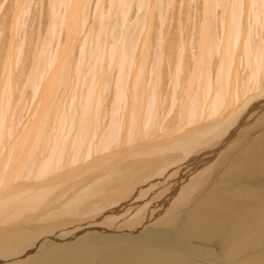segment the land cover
I'll return each mask as SVG.
<instances>
[{"label": "bare ground", "instance_id": "bare-ground-1", "mask_svg": "<svg viewBox=\"0 0 264 264\" xmlns=\"http://www.w3.org/2000/svg\"><path fill=\"white\" fill-rule=\"evenodd\" d=\"M77 1H79V0H58V1H56L58 4L57 5L58 9H59V6H60V8L63 7L64 9L62 8L63 10L61 11V13L59 12L61 9L59 11L55 10L54 12L53 11L51 12L52 13L51 16H54V23L51 25V27L49 29V31L51 32V35L49 38V39H51L50 40L51 44L53 42L52 40H58L57 39L58 34L56 33V30L59 27L58 25L62 26L61 24L63 23L64 28H66V31H67L66 34H69L70 33L69 30H72V29H70L71 27L69 28V26L72 25L70 23L71 21H69V18H70V14H72L77 8H79V7H77V5H78ZM82 1L83 0H81V2ZM100 1L101 0H99V3H100ZM121 1H125V0H121ZM207 1H209V0H206V2ZM19 2H20V0H19ZM153 3L154 2L151 1V4H150L151 6L149 8L150 14L148 13V17L145 18L144 20L147 19V21H148V20L152 19L153 15H152V9L151 8H154ZM210 3H211V5H210ZM212 3H214V2L210 0L209 4L207 6L208 11L205 9V12H208L207 15H211V18H212L211 13H212L213 6L217 5V7H218V5H220L222 10H223V11L221 10L222 14L219 13L220 17H221L220 21H219V18H218V20L216 18H213V19H216L219 23L221 22V24L219 26H221L223 29H226V30L228 29L227 33H224L223 35H221V38H220V41L223 43L222 46H220L221 56L217 57V58L215 57L216 58L215 61H217V69H216L217 71L215 69H213L216 66L212 65L209 61H210V58H212L211 56L213 55V53L215 55L217 54V49H218L219 45H221V42L218 43L219 37H218V35L216 36V34H215V33H217L218 28L216 29V27H214V25H215L214 23H213V25L210 23V17L207 15H206L207 17L205 16L207 18V22L204 21L206 23V32H204V30L199 31L200 39L202 40V37H204V39H206V37H207V42H204L205 44L204 43L202 44L203 41H201V42L199 41L200 43H199V47L197 48V51L194 50V51H196L195 52L196 53L195 58H191V56L189 54H185V53H183V51L179 52L180 49L178 50V48H177L176 52H174L175 47L174 46H173L174 48L171 47V44L173 41L171 42V40H169V39L167 41L168 44L166 46H164V44H162V45L159 44L158 45L159 48H158L156 54L154 53L155 54V63H157L156 64L157 66H154L156 69L153 68V66H152L153 69H151V72H150L151 74H152L154 69H155V73H158V72L161 73V70H163L162 69L164 67V65H162L163 61L160 63L161 58L162 59L164 58V61L166 60L168 62H172L173 66H171L169 68L171 69L173 67L172 69L177 71V72H175L177 74V76L174 73L176 78L173 77L172 80L170 78V82H168L169 85L165 82V84L167 85L165 87H168L169 89L171 88L170 89V95H171V97L173 96V98H174L173 101H176L177 98L182 99L181 96L179 97V94L177 92L178 91L177 86H179L182 89L181 86L184 84H182V81H180V75L184 76V74H185L184 77H185V82H186L187 86L185 85L186 87L184 88V90L183 89L182 90H183V93L185 92L184 94L186 95V97L184 96V98L186 99V101H184L185 103L182 102L183 106L180 104L181 107H184V108L183 109L181 108L182 111H181V109H179V111H181V112L178 114V118L180 120V123L182 121V122H184V124H187V122L193 123V122L198 121L199 118L202 117L203 114H206V115H207V113H210V115L214 114L218 111V109H220L221 106H223L225 104L224 101H225V99H227L226 98L227 97L226 89L229 88V87H227V88H225V87H226L228 82L230 83V81H228V80H230V75H231L230 71H231L232 55L236 56V54L240 53L237 51L239 49L236 47V45L239 44L238 47L239 46L244 47L245 51L243 52V54L245 56H247L246 58L248 59V61L251 60V57H252L251 55H253L252 61L254 60V62H256V65L254 67V71H253V69H251L252 70V72H251L249 69L250 73L247 72L248 77H249V79L251 78L250 81L252 82L251 86L249 84L250 90L255 88L256 84L259 82L258 79L260 77L261 78L264 77V46H263L264 38L262 35V38L254 39V35H253V33H254L253 28L257 29V31L259 30L258 34H257V35H259V37L261 35L260 29H262V27L264 25V0H219V3L217 2L216 5L212 4ZM243 3H245V5H243ZM127 4H128V2H127ZM118 6H119V4H118ZM154 6H155V4H154ZM98 7H97V9L100 10V7L99 8ZM121 7H122V5H121ZM53 9L54 8H52V10ZM20 10L21 9H19V11ZM79 11L81 12L80 9H79ZM120 13L121 14L124 13V15H126L128 13L127 7H126V9H123V11H121ZM100 14H102V13H100ZM245 14H246V16H245ZM214 15L216 17L218 16L216 14H214ZM247 15H249V16H247ZM71 16H74V15H71ZM75 16H77V15H75ZM215 16H213V17H215ZM244 17H247L250 20L251 24H248V23L246 24L245 23L246 20L244 19ZM55 18H57V19H55ZM75 19L77 20V18H75ZM55 20L57 21L58 25L55 23ZM12 21H13V19H12ZM160 22H161V19H160ZM204 22H201V23H204ZM102 23H103V21H102ZM132 23H133V21H132ZM17 24L20 26L21 22L17 21L16 25H13L11 23V26L13 25L15 27L14 29L18 30ZM135 24H137V23H135ZM76 25H78V24H76ZM102 25H104V24H102ZM120 25H121V23H120ZM228 25H229V27H228ZM79 26L82 27L83 25H80V23H79ZM122 26H124V24ZM202 26H203V24H202ZM211 26H213L215 28V30L212 31V32L215 31L214 34H208L210 32ZM204 27H205V25H204ZM221 27H219V28H221ZM199 28H201V25L199 26ZM246 29L249 30V32L247 34H246ZM58 30H57V32L59 33ZM122 30H123V28H122ZM122 30L120 31L121 35H122ZM68 31H69V33H68ZM220 31L221 30L219 29V33H220ZM10 32L11 31H9V33ZM133 33L135 34V32H133ZM108 34H109V32H108ZM9 35H11V34H9ZM148 35L149 34H147V36ZM179 35H180V33H179ZM242 35H243V37H242V39H241L242 41H241L240 37ZM87 36H85L86 38H84L85 42H86V40H88V42H89V40L92 38V36H91V38L89 36L88 37ZM129 36H131V35H129ZM147 36L143 37L142 42L140 41L141 44L139 43L141 46L139 47L138 54L135 57V58H137L135 60L136 61L135 63H137V64L134 65V63H133L134 61L130 62L134 65L132 67L131 66L132 64L129 63L130 64L129 71L130 72L133 71V73L136 74L135 77L133 78L135 81L133 80L131 82H128V75L130 73L127 72L125 64H128L130 59L131 60L135 59L131 50L128 49V45L124 46V44L121 42L116 44L115 46L112 45L110 55H109V59H110L109 63H111L113 58H115V61L113 62L114 66H112V69H114L115 66L118 69H117L116 74H113V77L115 76L114 77V83L112 82L113 84H111V86L115 85L113 89H115L116 94L113 95L114 96L113 100L112 99L110 100V101H112L110 110L107 107H106L107 109L104 108V110H103V107L100 106L102 104L103 99L100 100V98H97V97L94 98L93 97V91L91 90V88H89V90H86V94H81V93L79 94L78 93V95H77L78 101H75V102H77V104L75 103V105H73V107H72L73 111L71 110L72 112H70V113L73 114L72 116H74L75 114H76V116H77V114H80V117L75 116L77 119H74L75 117H73L74 125L72 127L74 129L76 128L75 135H74V138L72 137V139L69 141V143H66V144H68L67 147L70 146V148L72 149L71 150L72 156L70 158V161H73L74 159L75 160L78 159V156H80L79 154L81 152H83V151L88 152L89 147L91 146V140H92L91 137L93 136L92 131L96 130L97 129L96 127L99 126L100 123L102 124V121H103L102 119L105 118V115L107 117L106 118V124L108 125V128L107 127L103 128L105 132H103L104 134L102 135V138H101V141H100L98 147L99 148H100V146L103 148L108 147L110 143L112 144L113 141L114 142L116 141L117 137L120 138V136L118 134L120 129H118V128L120 127L119 123H120V119L122 117L120 118L121 114L119 113V110H118V108L120 109V107H117L118 105H116V102H119L122 98L124 101V98L126 97L125 95L128 94V93L127 94L125 93V91H124V90H126L125 88H128L127 92H129V96H127V98L129 100L127 101V103H124V104H127V107L129 105L130 109L133 106L134 113H135V111H137V113L139 114L141 104H145V105L147 104V106H145V107H146V110L148 111L147 112L148 116L144 117L142 114H139V118L137 117L139 120V124H138L139 127L141 125L140 128L143 127L141 122H144V121H146L148 124H151V125L153 122V125H155L157 123L156 118L160 117L162 115L161 112L163 110L164 104L167 101L166 100L167 92H164V94H162V96L159 95V94H161L159 92H160V87H161L160 84H162V81L159 84L160 81L158 82V80L159 79L162 80V77L158 73L159 76L157 78L155 77V79H150V77L147 80L145 79V74L147 73L146 69H145L146 63L150 59V58L148 59L149 53L147 52V50L148 51L150 50V45H149L150 43L148 41ZM133 37H135V36H133ZM123 39L126 40V37L123 36ZM221 39H223L224 42ZM68 41H69V39H68ZM177 41L179 43V40H177ZM237 41H239L241 44L240 43L235 44V43H237ZM134 44H135V42H134ZM82 46H83V44H82ZM96 46H97V44H96ZM234 46L236 47V49H237L236 51L238 53H235L236 51L233 48ZM83 48H85V46L82 47V50H85ZM107 49H109V48H107ZM160 49H162V51H160ZM46 50L48 51V49L47 48L45 49V47L43 49L41 48L39 50V55L37 54V56H36L37 59L36 60L34 59L35 62L37 61L36 66L34 68L36 69V67H37L40 70L38 73H36L37 75H35V73L33 72L34 76H32V74L30 75V76H32L33 80H31V78H30V80H31V84H32V82L34 83L32 85L35 87L36 90L38 88H40L39 84H38L39 80H42V78H43V80L46 79L43 77V75L44 74H45V76L47 75L50 67H52V63L54 62L53 59H51L52 62H48V60H50V58L48 56L51 57L53 53H50L48 55V52ZM53 50H55V52H56V49H53ZM36 51H38V50H36ZM64 51H66V50H64ZM158 51H160L161 53ZM233 51H235L234 54H232ZM84 52L85 53H83V52L81 53L82 57L84 56V54L86 55V51H84ZM189 52H190V49H189ZM241 52H242V50H241ZM164 53L168 54V56L165 57ZM93 54L91 55V58H92ZM95 55H96V59H97L95 62L97 64V68H95L96 67V65H95V67H94L95 69H92L93 71L91 70L90 74H92V78H94L95 76L99 77L98 75L101 73L102 77L104 78V77H106L107 74H110V72L108 71L109 69H107L106 72H103L102 67L99 69L98 62L100 61L101 58H99V60H98L99 55L98 54H95ZM38 56H39V58L41 56V58L43 59L42 62L38 61ZM44 57H46V58H44ZM239 57H240V55H239ZM52 58H54V56H52ZM63 58H65V57H63ZM9 59H10V57H9ZM57 62H58V60H57ZM168 62H165V63H168ZM6 63H8V62H6ZM81 63H82V60L80 62H78V65L81 66ZM59 64H61V63H59ZM82 65H84V64H82ZM100 66H102V65H100ZM252 66H253V63H252ZM10 67H11V65H10ZM10 67H9V69L13 68V67L12 68H10ZM91 67L93 68V66H91ZM2 68H3V66H2ZM212 69H213V71L215 70L216 72L214 71L215 73L214 72L212 73ZM247 69H248V67H247ZM31 70H33V69H31ZM167 71H169L168 68H167ZM113 72H115V70ZM182 72H184V74H182ZM165 73L168 74V72H165ZM211 73L213 74V79H214L213 82H212V76H211L212 74ZM236 73L238 74L237 71H236ZM48 74L51 77L50 72ZM232 74H233V72H232ZM78 75H80V74H78ZM147 75H148V73H147ZM169 75H171V74L169 73ZM27 76H29V75H27ZM54 76H56V74ZM81 76H79V77H81ZM238 76L239 75H237V77ZM82 78H83V76H82ZM82 78L80 79V84L82 83ZM234 78L236 79L235 76H234ZM235 79H234V81H235ZM26 80L27 79H25V81ZM28 81H29V79H28ZM43 82H45V81H43ZM43 82H42V84H43ZM245 82H248V81H246V79H245ZM104 83L109 84V82H105V80L103 81V85H104ZM211 83L216 84V85H214V87L212 88L213 90L210 91L209 86L212 85ZM231 83H232V79H231ZM88 84H90V83H88ZM19 85H21V84H19ZM91 85H92V82H91ZM46 86H47V84H46ZM244 87L246 88L247 86H244ZM103 88L104 87L102 86V89ZM258 89H259V87H258ZM262 89H263V87H262ZM36 90H35V92H36ZM39 90H41V89H39ZM167 90H165V91H167ZM171 90H172L173 94H172ZM21 91H22V89H21ZM42 91H44V90H42ZM46 91H47V87H46L44 92H46ZM113 92L114 91H112V93ZM208 92H210L211 94L207 95ZM246 92H249V91L246 90ZM233 93L235 94V92H233ZM12 94H14V93H12ZM141 94L144 95V98L140 100L139 96L141 98ZM181 94H182V92H181ZM3 95H4V93H3ZM46 95H47V93H46ZM81 95L83 96V98L80 99V102H79V97H81ZM256 95H258V94H256ZM256 95H253V97ZM261 95L264 96L263 91H262ZM262 96L259 97L261 99L259 100L258 103L252 104V105L248 104L251 106L245 112V116L242 117V120H244V121L242 123L239 122L237 124V126L239 128L241 126L245 127L247 125L244 128V130H246V132L248 133L247 135H249L252 130H253V132L257 131V129H260L261 126L264 125V115L261 116V113H262L261 108H262V110H264V103L261 102V101H264V97H262ZM8 98H9V96H8ZM37 98H38V96H37ZM208 98H209V103H207L208 106L204 107V105H206V101ZM13 100H15V99H13ZM110 101H109V104H110ZM161 101H162V103L160 106L162 107V109L160 110L158 108V106L160 104L159 102H161ZM173 101H171V102H173ZM93 103H95V104H93ZM120 104H121V102H120ZM9 105H10V103H9ZM42 105H43V103H42ZM240 105H242V104H240ZM145 107H144V109H145ZM155 107H157V108H155ZM76 108L79 110V112L77 110H75ZM170 109H168V111ZM9 110L11 111V109H9ZM107 110H109V111H107ZM146 110H145V113H146ZM0 113H1V110H0ZM14 113L17 114L18 111L14 112ZM102 113L104 114V116L100 115ZM134 113H132L131 114L132 116L130 117V120L132 118V123L137 121L133 118ZM2 114H4V112H2ZM43 116H44V114H43ZM225 116H227V115H225ZM3 117H4V115H3ZM41 117H42V115H41ZM165 117H167V116H165ZM165 117H163V119ZM44 118H42V119H44ZM46 118H47V115H46ZM147 118H148V121H147ZM163 119H162V122L165 120V119L164 120ZM224 119H226V118L224 117ZM234 119H236V118H234ZM249 119H250V121H249ZM7 120L9 121V119H7ZM32 120L33 121L31 123H33L34 126L30 125V123H28L26 125H28V127H33L35 129L37 127L36 132L40 133L42 126H40L39 122L36 121L38 119H36V120L32 119ZM232 120L233 119L230 118L229 124H230V122L233 123ZM124 121H123V123H124ZM247 121H249V122H247ZM0 122H3V119H1ZM4 122L6 123V121H4ZM10 122L13 123V119ZM10 122L7 124H10ZM15 122L18 123L17 121H15ZM46 122H48V121H46ZM171 123L174 124L176 129H178V127H177L178 125L176 124V122L174 123L173 121H171ZM246 123H248V124H246ZM229 124L227 122V125H229ZM243 124H245V125H243ZM46 125H47V123H46ZM8 126L10 127V125H8ZM134 126L129 127V129L131 131L130 132L131 138H133L134 132L136 130ZM2 127H5V126H2ZM93 127L96 129H94ZM124 127H125V125H124ZM127 127H128V125H127ZM171 127H173V126H171ZM24 128H27V127H24ZM24 128L22 127V129H24ZM179 128H181V127H179ZM169 129H171V128H169ZM62 130H64V129H62ZM8 131L10 133H14L17 130L14 131L13 127H11V129H9ZM43 131H42V133H43ZM139 131L141 132L142 130H139ZM139 131L137 130V132H139ZM7 133L8 132L6 131V134ZM16 133L19 134L18 131ZM152 133H154V132H152ZM235 133L236 132H234V134L232 133L229 135L226 133L228 135V138L225 140L222 139L221 142L219 141L220 147H222V145L224 146L226 143L230 142L229 136L231 137V135H233L232 137H234ZM20 134L22 135L23 133H20ZM26 134H28L27 131H26ZM150 134H151V131H150ZM166 134L168 135V133H166ZM218 134H219V132H218ZM153 135H155V134H153ZM256 135L257 136L250 139V141H248V142L244 141V145L245 144L248 145V150L246 147L243 148L244 150L239 152V155L236 156L232 161L231 160L225 161V159L228 158V153L231 152L230 148H232V147L229 148V151H227V149H228V147H227V149H225L227 152L224 150L225 156L222 155L224 157L220 156L217 159L215 158L217 156V155L215 156V153L218 152V150H220V149L223 150V147L218 149V150L213 149V148L207 149L208 154H206L205 157L203 158V164H200L199 162H198V164L195 163L197 165V167H195V168H192L195 164L194 165H190V164L192 162H196L197 160H199L198 159L199 155L196 154V155H198L196 157L192 156L194 158L190 159L189 165H186L187 166L186 169L187 168L191 169V172L195 171V177L191 180V182L187 183V185H186L187 181L186 182L181 181V184L180 183L177 184V181H178L177 179L179 178V176L175 177V179H174V172L171 173L170 175H172V177L168 178L169 180L168 181L166 180V182H164L163 184L161 183L162 185L161 184L159 185L157 191L152 190L153 193L150 192L151 196L148 195L149 200L146 199L147 200L146 201L144 199V201H146V204H145V207L142 206L141 208L140 207L137 208L136 206H131L130 204H129L130 207H126V205H125V208H124V206H122L123 203L122 204L118 203L119 201L127 198L128 192L131 191L132 187L135 186V184L139 181L140 177H138V175H140V174L137 175V171H136V173L135 172L133 173L132 171L135 170L136 169L135 167L137 166V164L139 163V165H140L141 162H136V163H133V162L128 163L127 162V164H124L126 161L117 163V160H116L115 166H110V164L107 165L110 172L105 174V176H103V174H102L103 178L101 180H99V179L97 180V181H100L99 183L97 181L93 182L91 184V186H88L87 189H85V190L82 189L84 191H82L81 193H79V192H78L79 194L75 193L77 196L73 199V201L71 200L72 198L70 197L71 196V194H70L68 196V198L69 197L71 198L70 199L71 202L68 201L65 204L50 208L52 210L51 212L46 214V216H44V217L40 216V220L38 218L39 222H38V226L36 228H31V227L25 226L26 224L25 225H14L15 227H13L11 225L12 228H10L9 230L6 229L5 232H4V230L2 232H0V256L4 255V261H0V264H24L22 262V260L25 257L30 259V264H264V130L263 131L261 130V132L256 134ZM13 136H15V134ZM13 136H12V138L14 141L12 144H10L11 150L8 151L9 156L7 155L9 157V164H10L9 167L11 168V166L14 165L13 159H15L16 156H18L19 154L21 155V152L26 157L25 161L23 160L24 161L23 164H30L29 163V158L31 159L30 155H34L33 157H36L37 154H40V149H41V146L43 145V143L40 145L37 144V146L36 145L31 146L32 144L29 146L30 143L27 142V140L28 141H30V140L28 139V137L31 138L33 135L29 136V134H28V137L25 138L27 140H26V142H24V144H28L27 145L28 147L25 146L27 148H21V147L15 145L18 142V137L14 138ZM135 136H137V135H135ZM142 136H143V132H142ZM149 136L151 137V135H149ZM157 136H158V134H157ZM23 137H22V139H23ZM138 137H139V135H138ZM32 138H31V140H32ZM41 138L43 139L42 135H41ZM93 138H94V136H93ZM152 138H153V136H152ZM198 138L202 139L203 137L201 138L198 136ZM239 138H237L239 141L236 139L235 148H237L240 144L243 143V139L240 140ZM57 140H58V138H57ZM89 140H90V142H88ZM94 140H95V138H94ZM34 141L32 140V142H34ZM143 141L144 140H142V142ZM161 141L163 142V140H161ZM188 141H190V140H188ZM199 141H201V140H199ZM116 142H118V141H116ZM170 142L173 143L172 141H170ZM239 142H240V144H239ZM195 143H196V141H195ZM247 143H249V144H247ZM0 144H1V142H0ZM184 144H186V143H184ZM161 145H163V144H161ZM173 145H177V144L174 143ZM191 145H192V143H191ZM151 146H153V145H151ZM6 147H7V145H6ZM29 147L33 151H30ZM67 147H65V149ZM135 147H138V146H135ZM156 147H158V146H156ZM162 147H164V146H162ZM176 147H178V146H176ZM197 147H198V145H197ZM215 147H216V145L214 146V148ZM132 148H130V149H132ZM38 149H39V151L37 153ZM125 149H127V148H125ZM133 149H135V148H133ZM144 149H146V148H144ZM180 149H182V148H180ZM55 150L56 149H54L53 151H55ZM189 150H190V148H189ZM203 150H202V152H203ZM63 151H67V150H63ZM63 151H62L61 155L59 153H57L56 151L55 152L57 153V155L59 154V157H60L63 155ZM139 151H138V153H139ZM1 152H2V149H1V145H0V153ZM150 152H151V150H150ZM135 153H136V151H135ZM152 153H150V154H152ZM218 154H220V153H218ZM251 154H253V156H251ZM4 155H6V154H4ZM87 155H88V153H87ZM188 155H190V154H188ZM118 156H120V155H118ZM43 158H45V159L43 160ZM43 158L40 160V163H39L40 171L38 173H40L41 171H44L50 163V158L45 157V156ZM57 158H58V156H57ZM116 158H118V157H116ZM188 158H189V156H188ZM124 159H126V158H124ZM220 159H222V160H220ZM59 160H61V159L59 158ZM119 160H123V159L121 158ZM16 161H18V158ZM112 161H114V160H112ZM160 161H162V160H160ZM30 162L33 163L34 161L33 162L30 161ZM51 162L53 163L54 161L51 160ZM64 162H66V161H64ZM36 163H38L37 160H36ZM177 163H179V162L177 161ZM225 163L226 164L228 163L227 164L228 166L226 165V167H225ZM57 164H58V160H57ZM65 164H67V162ZM174 164L175 163L173 162L172 165H174ZM63 165H64V163H63ZM34 166H35V164H34ZM56 167H58V166H56ZM10 168H9V170H12ZM26 168H28L27 165H26ZM141 168H142V166H141ZM182 168H184V167H182ZM223 168H225V169L222 171ZM151 169H153V168H151ZM176 170H177V172L179 171L178 169H176ZM248 170L251 171L250 176L245 175V174H248L246 172ZM162 171H164V169H162ZM48 172H49V170H48ZM69 172H71V170L70 171L68 170L67 173L69 174ZM101 172H103V171L101 170ZM177 172H176V175H178L181 171H179L178 173ZM142 173H143V171H142ZM217 173H218V175H217L218 176V178H217L218 182L215 183V179H213L214 181H212V178ZM183 174H185V173H182V175ZM158 176H159V174H158ZM66 177H68V176H66ZM93 177H92V179H93ZM183 178H184V176H183ZM0 180H1V178H0ZM60 180H61V178H60ZM161 180H163V179H161ZM254 181L256 183H254ZM49 183H51V182H49ZM248 183L251 186L250 185L247 186ZM52 185H54V184H52ZM108 185H109V187H108ZM156 185H158V184H156ZM42 186L43 185H41L40 188H38V189L36 188L33 190H27V191L25 190L26 193L23 194V196H21V197L18 195H15V194L10 196L11 198L9 199V208L12 207L14 210H11V211L9 210V214L5 213V215L6 214L10 215V213L13 212V215L10 217H17V219L23 218L22 219V220H24L23 222H28V221L30 222V216L32 215V213H30L29 215H25V209L24 208H27V207L29 208L32 206L33 207L36 206L37 208H39L41 206V205L38 206V203H39V200L44 196L43 194L45 193V191H43V189L45 188V185L43 187ZM208 186L210 188L206 192L205 188ZM97 188L98 189L101 188V189H100V191H98L96 193ZM147 189H149V188H147ZM22 190H23V188H22ZM111 190H113V191L115 190L118 192L116 194H113L112 193L113 191H111ZM16 191H17V188H16ZM108 191H110L111 194ZM14 193H16V192L14 191ZM93 194L98 196V199H99V201H101V205L104 206V208H106V206L108 208V206L113 205V203H118V204H120V206L114 208L110 212L107 211L106 214L108 215V217L106 214H102V215L99 214L96 216H93L94 215L93 214L92 215L93 218H91V219L89 218V220H88V217H90L88 214L86 221H83V223H81L77 219L80 223L77 222L75 220L76 217H74V219H73V216L70 215V213L76 214V212H78L80 210V209H78L80 207V206L78 207V204H80V203L85 204V201H88V200H85V198H88L87 195H93ZM59 198L60 197H58L57 199L59 200ZM68 198L66 197L65 200ZM110 198H112V199H110ZM89 199H90V197H89ZM6 200H7V198L3 199V197H2V200H0L1 210L3 208L2 206L6 205V203H5ZM65 200L63 202H65ZM86 203H87V205L89 204L88 202H86ZM126 203H128V202H126ZM191 204H192V206H191ZM49 205H50V202H49ZM188 206H189V208H188ZM80 208H82V207H80ZM104 208H102V209H104ZM110 208H112V207L109 206V209ZM122 208H124L122 210V211H124L123 213H122V211H120ZM187 208H188V211L186 210ZM45 209L46 208L44 205V207H42V208L40 207V209L38 211L40 213L41 210L45 211ZM1 210H0V215H2L4 213L5 209H3L2 211ZM26 210H28V209H26ZM83 210H85V209H83ZM185 210H186V212H185ZM43 211L41 212V215L44 214ZM86 211H87V209L85 211H83L82 214H84V212H86ZM5 212H7V211H5ZM75 214H73V215H75ZM85 216L86 215H84L82 217L84 218ZM1 217L2 216H0V218ZM5 217H7V216H5ZM34 217L36 218L37 216H34ZM2 218H4V217H2ZM77 218H80V217L77 216ZM7 219H9V218H7ZM182 219L185 221H183ZM14 220H15V218H14ZM84 220H85V218H84ZM2 221H4V220L3 219L0 220V229H1ZM32 222H34V220ZM12 223H14V222H12ZM16 224H18V223H16ZM36 225H37V223H36ZM6 235L9 236V239L6 237ZM7 239L9 241H7ZM19 249H21V253L18 252ZM31 255H32V257H30Z\"/></svg>", "mask_w": 264, "mask_h": 264}, {"label": "rangeland", "instance_id": "rangeland-1", "mask_svg": "<svg viewBox=\"0 0 264 264\" xmlns=\"http://www.w3.org/2000/svg\"><path fill=\"white\" fill-rule=\"evenodd\" d=\"M56 1H58V0H25V1L20 0V2H19V0H0V66H1L0 67L1 68L0 69L1 70L0 71V77H1L0 78V110H1L0 121H1V119H3V122H0V142H1L0 145H1V149H2V152L0 153V178H1V180H0V182H1L0 183V193H1L0 194V200H2V197H3V199L7 198V200L5 202L6 205L2 206L3 207L2 210L5 209L4 213H3L4 215L3 214L0 215V216L4 217V218H2V217L0 218V220H2V219L4 220V221H2L0 232H2L3 230L5 232L6 229L9 230L10 228H12L11 225L13 227H15L14 225H25L26 224L25 226H28L31 228H36L38 226L40 216H43V217L46 216V214H48L49 212L52 211L50 208L65 204L68 201L71 202L70 201L71 198H72L71 200L73 201V199L77 196L76 194H79L82 191H84L85 189H87L88 186H91V184L93 182H96L98 179L101 180L103 178L102 174H103V176H105V174L110 172L107 165L110 164V166H115L116 160H117V163L126 161L124 164H127V162L128 163L129 162H133V163L141 162V164L139 165V163H138L137 166L135 167L136 169L132 171L133 173L134 172L136 173V171H137V175L140 174V175H138V177H140L139 181L135 184V186L132 187V190L128 192L127 198L119 201L118 203H120V204L123 203L122 206H124V208H125V205H126V207H130L129 204L131 206H136L137 208H139V207L141 208L142 206L145 207V204L147 201L146 199L149 200L148 195H150V192L153 193V191H157L158 187L161 183L163 184L164 182H166V180L167 181L169 180L168 178L172 177V175H170L171 173L174 172V179H175V177L179 176V178L177 179L178 180L177 184H179V183L181 184V181L182 182L187 181L186 185H187V183L191 182V180L195 177V171L191 172V169H189V168L186 169V167H187L186 165H189L190 159L199 155V157H198L199 160H197V161L195 160L196 162H192L190 165H194L195 163L198 164V162L200 164H203V158L205 157L206 154H208L207 149L213 148V149L218 150V149L223 147V150L220 149V150H218V152L215 153V156L217 155L215 158L217 159L218 157L225 154V151H226L225 149H227V147H228L227 151H229V148L232 147V148H230L231 152L228 153V158L225 159V161H227V160L232 161L236 156L239 155V152L244 150L243 148L246 147L248 150V145H246V144L244 145V141H246V142L250 141V139H252L253 137H256L257 136L256 134L260 133L261 130L262 131L264 130V125H263V126H261L260 129H257V131H254V132H253V130L251 132L249 131L250 134L247 135L248 133L246 132V130H244V128L247 125L245 127L241 126L240 128L237 126V124L239 122L242 123L244 121V120H242V117L245 116V112L247 111V109H249L252 104L258 103L259 100L261 99L259 97L262 96L261 95L262 91L264 92V80H263L264 77L263 78L260 77L258 79L259 82L256 84L255 88L250 90L249 84L251 86L252 82L250 81L251 78L249 79V77H248V73H250L249 69L251 72H252L251 69H253V71H254V67L256 65V62H254V60L252 61L253 55H251L252 56L251 60L248 61V59L246 58L247 56H245L243 54V52L245 51L244 47L243 46L238 47V45H239L238 43H240V42L237 41V43H235V44H238V45H236V47L240 51L237 50L235 46L233 48L235 51L237 50L240 53H238L237 51L236 52L233 51L232 54H234V52L238 53L240 55V57L238 54H236V56L231 54L232 60L229 58L231 60V71H230L231 75H230V80H228V81H230V83L227 81L228 83H227L225 88L229 87L230 89L229 88H227L228 90L226 89V93H227L226 98L227 99H225V101H224L225 104L223 106H221L220 109H218V111L216 113L211 114V115H210V113H207V115L203 114L204 116L202 115V117H200L199 120L196 121L197 123L196 122H193V123L187 122V124H184V122H182V121L180 123V120L178 118V114L184 108V107H181V105L183 106L182 102L186 101V99L184 98V96L186 97V95L184 94L185 92L183 93L184 88L187 86L186 82H185V77H184L185 74H184V72H182V74H184V76L180 75V81H182V84H184V85L181 84L182 85L181 87L183 90L179 86H177L178 87L177 92L179 94V97L181 96L182 99L177 98L176 101H173L174 98H173V96L171 97V95H170V89L171 88L169 89L168 87H165V86H167L165 84V82L168 84V82H170V78H171V80L173 77L176 78L177 74L175 72H177V71L172 69L173 67L171 69L169 68V67L173 66L172 62H168L166 60L164 61V58L163 59L161 58L160 63L163 61L162 65H164V67L162 66L163 70H161V73L158 72L159 75H161V77H162V80H160V79L158 80V82L160 81L159 84L162 81V84H160L161 87H160V92H159L161 94H159V95L162 96V94H164V92H167V96H166L167 101L164 104L163 110L161 112V114L163 116L161 115L162 117L161 116L157 117V118L155 117L157 119V123L155 125H153V122H152V125H151V124H148L146 121H144V122H141L143 127L140 128L141 125L139 127V125H138L139 124V120H138L139 114H142L144 117L148 116V114H147L148 111L146 110V107H145V106H147V104L146 105L141 104L139 114L137 113V111H135V113H134L133 106L130 109L129 105L127 107V104H124V103H127V101L129 100L127 98V96H129V92H127L128 88H125L126 90H124V91L126 94L127 93L128 94L125 95L126 97L124 98V101L122 98L119 102H116V105H118L117 107H120V109L118 108L119 113L121 114L120 118L122 117L120 119L121 124L119 123L120 127L118 128V129H120L119 133H118L120 138L117 137V139H116V141H118V142L113 141V143L112 144L110 143L111 145L109 144L108 147H104V148L101 146H100V148L98 147V145L101 141L102 135L104 134L103 132H105L103 128H106V127L108 128V125L106 124V118L107 117L105 115V118L102 119L104 122L102 121V124L100 123V125L96 127L97 129L94 128L95 126L93 127L94 129H96V130H93L94 132L92 131V135L94 136L95 140L92 136L91 137V139H92L91 140V146L89 147L88 152L83 151L79 154L80 156H78V159H76V160L74 159L73 161H70V158L72 156L71 155L72 149L70 148V146L67 147L68 144H66V143H69V141L72 139V137L74 138L76 128L74 129L72 126L74 125V119H77L76 117H78V116L80 117V114H77V116H76V114L74 116H72L73 114L70 113L73 111L72 110L73 105H75V103L77 104V102H75V101H78V97H77L78 93L79 94L80 93L86 94V90H89V88H91V90L93 91V97L94 98L97 97V98H100V100L103 99L102 104L100 105L101 107H103V110H104V108L105 109L109 108V110L111 108L112 101H110V100L111 99L113 100V98H114L113 95L116 94L115 89H113L115 85L111 86V84L114 83V77L115 76L113 77V74H116L117 69H118L116 66H115L116 68L114 67V69H112V66H114L113 62L115 61V58H113L111 63H109L110 62L109 55H110L112 45L115 46L116 44H118L120 42L123 43L124 46L128 45V49L131 50V52L133 53V56L135 58L136 55L138 54V49L141 46L140 44L142 42L143 37L144 36L146 37L147 34H149L147 36V38H148V41L150 43V44L148 43L150 45V50L149 51L147 50V52L149 53L148 59L149 58L150 59L146 63L145 69H146V72L148 73V75H147V73L145 74V79L147 80L149 77H150V79H155V77L157 78L159 76L158 73H155L156 68L154 67V66H157L156 65L157 63H155V54L159 48L158 47L159 44H161V45L164 44V46H166L168 44L167 41L169 39V40H171V42L173 41L171 44V47L176 48V49L174 48V52H176V50L178 48V50L180 49L179 52L183 51V53L189 54L191 56V58H195L196 57L195 52L197 51V48L199 47V43L201 41H203L202 44L204 42H207V37L205 36L206 39H204V37H202V40H201L200 39V33H199V31H203V30H204V32H206V23L204 21L207 22V18H206L207 16L210 17V23L212 25L214 23L215 24L214 27H216V29L218 28L217 29L218 34L215 33L216 36L218 35V37H219L218 43L221 42L220 41L221 35H223L224 33H227L228 29L227 30L223 29L221 26H219L221 24V22L219 23L217 21L218 18L220 21L221 17H220L219 13L222 14V11H223L220 5H218V7L216 5L217 2L219 3V0H211L214 2L212 4L216 5V6H213V9H212V13H211L212 18H211V15H207L208 12H205V9L207 10V8H208L207 6H208L210 0L207 1L208 3L206 2V0H125V1L101 0L100 3H99V0H83L82 2H81V0H79V1H77L78 2L77 7H79V8H77L72 14H70L71 19L69 18V21H71L70 23L72 24L71 26H69V28L71 27L70 29H72V30H69L70 33L68 31L69 34H66L67 31H66V28H64L63 23L61 24L59 22L62 25V26H60L57 24V21L55 20V23L60 28L57 26L59 29V30L57 29L59 31V33L55 29L56 33L58 34V36H57L58 40H52L53 42L54 41L55 42L54 43L52 42V44H51L50 43L51 39H49L51 32L49 31V29H50L51 25L54 23V16H51V14H52L51 12L52 11L54 12L55 10L59 11L61 9L59 11L61 13V11L64 9L63 7L60 8V6L58 9V6H57L58 4ZM151 1L154 2L153 3L154 8H151L153 16H152V19L147 21V19L146 20H144V19L148 17V13L150 14L149 8L151 6L150 5ZM127 2H128V4H127ZM118 4H119V6H118ZM154 4H155V6H154ZM121 5H122V7H121ZM210 5H211V3H210ZM243 5H245V3H243ZM98 6L100 7V10L97 9ZM126 7H127L128 13L126 15H124V13L121 14L120 12L123 11V9H126ZM52 8H54V9L52 10ZM19 9H21V10L19 11ZM79 9L81 10L82 13L79 11ZM100 13H102V14H100ZM214 14H216L218 16L216 17ZM71 15H74V16H71ZM75 15H77V16H75ZM213 16H215V17H213ZM245 16H246V14H245ZM247 16H249V15H247ZM75 18H77V20ZM213 18H216L217 20L213 19ZM12 19H13V21H12ZM55 19H57V18H55ZM160 19H161V22H160ZM244 19L246 20V21L244 20L246 24L247 23L251 24L250 20L247 17H244ZM17 21L21 22V25L19 26L17 24L18 30H15L14 29L15 27L13 25H16ZM102 21H103V23H102ZM132 21H133V23H132ZM201 22H204L205 24L201 23ZM11 23L13 24L12 26H11ZM79 23H80V25H83V26L82 27L79 26ZM120 23H121V25H120ZM135 23H137V24H135ZM76 24H78V25H76ZM102 24H104V25H102ZM123 24L125 27L122 26ZM202 24H203V26H202ZM200 25H201V28H199ZM204 25H205V27H204ZM214 27L211 26L210 32L208 34H214L215 31L212 32L213 30H215ZM219 27H221L222 29ZM228 27H229V25H228ZM122 28H123V30H122ZM219 29L221 30L220 33H219ZM121 30H122V35L120 32ZM9 31H11V32L9 33ZM258 31H257V29L253 28L254 39L262 38V35L264 38V34H263L264 33V25H263L262 29H260V33H261L260 37H259V35H257ZM108 32H109V34H108ZM133 32H135V34ZM248 32H249V30L246 29V34ZM104 33L105 34L107 33V34L105 35ZM179 33H180V35H179ZM9 34H11V35H9ZM87 35L90 38L92 36V38L89 40V42L86 39H85L86 42L84 41V38H86L85 36H87ZM129 35H131V36H129ZM123 36L126 37V40L123 39ZM133 36H135V37H133ZM242 37H243V35L240 37V40L242 39ZM68 39H69V41H68ZM177 40H179V43ZM221 40L223 41V39H221ZM134 42H135V44H134ZM82 44H83V46H82ZM96 44L98 47L96 46ZM222 44L223 43L221 42V45H219V47L217 49V54L215 55L213 53V55L211 56L212 58H210V61H209L212 65L216 66V67L213 66L214 67L213 69H215V70L217 69V61H215V59L217 57L221 56L220 46H222ZM84 46H85V48H83V49H85V50H82V47H84ZM263 46H264V43H263ZM44 47H45V49L46 48L48 49V51L46 50L48 52V55L50 53H53L52 56H54V58H52V56L50 57L47 55L50 58V60H48V62H52L51 59H53L54 62L52 63V67H50V69H49L51 77L48 74L49 72L47 73L46 76L44 74L43 77L46 79L43 80V78H42V80H39L38 84H39L40 88H38L36 90L35 87L32 85L34 83L32 82V84H31V80H33L32 76H34V73H35V75H37L36 73H38L40 69H38L37 67H36V69L34 68L36 66V62H37V61L35 62L34 59L35 60L37 59L36 56H37V54L39 55V50L41 48L43 49ZM107 48H109V49H107ZM53 49H56V52ZM189 49H190V52H189ZM36 50H38V51H36ZM64 50H66V51H64ZM194 50H196V51H194ZM241 50H242V52H241ZM81 51L83 53H85L84 51H86V55L84 54V56L82 57ZM160 51H162V49H160ZM160 51H158V52H160ZM92 54H93V56L91 58ZM95 54L99 55L98 60H99V58H101L99 61L100 63L98 62L99 69L102 67L103 72H106L107 69H109L108 71L110 72V74H107L106 77H104V78L102 77L101 73L98 75L99 77L95 76L94 78H92V74H90L92 69L97 68V64L95 63L97 60ZM164 55H165V57L168 56V54H165V53H164ZM9 57L11 60L9 59ZM46 57H44V58H46ZM63 57H65V58H63ZM136 59L137 58L132 59V60L130 59L128 64H125L127 72L130 73L128 75V82L133 81L134 80L133 78L136 75L133 73V71L132 72L129 71L130 64H132L130 62L134 61L133 63H134V65H136L137 64V63H135ZM57 60H58V62H57ZM81 60H82V63H81V66H79L78 62H80ZM38 61H41V62L43 61L41 56H40V58L38 56ZM6 62H8V63H6ZM165 62H168V63H165ZM59 63H61V64H59ZM252 63H253V66H252ZM9 64L11 65V67ZM82 64H84V65H82ZM95 65H96V67H95ZM100 65H102V66H100ZM134 65L132 64L131 66L133 67ZM2 66H3V68H2ZM91 66H93V68ZM152 66L155 69L153 70V72L151 74L150 73L151 69H153ZM9 67L10 68L13 67V68L9 69ZM247 67H248V69H247ZM167 68L169 71H167ZM31 69H33V70H31ZM213 69H212V73L215 71V70L213 71ZM114 70H115V72H113ZM233 70L234 71L236 70L238 72V74L236 73V71L234 72ZM165 72H168V74ZM232 72H233V74H232ZM169 73L171 75H169ZM174 73L176 76L174 75ZM31 74H32V76H30ZM53 74L54 75L56 74V76H54ZM78 74H80V75H78ZM27 75H29V76H27ZM81 75L83 76V78ZM237 75H239V76L237 77ZM79 76H81V77H79ZM211 76H212V82H213V80H214L213 74ZM234 76L236 77V79L234 78ZM30 78H31V80H30ZM81 78H82V83L80 84ZM233 78L235 79V81L237 79L238 80L235 82ZM25 79H27L26 80L27 82L25 81ZM28 79H29V81H28ZM231 79H232V83H231ZM245 79L248 82H245ZM104 80H105V82H109V84L104 83V85H103ZM43 81H45V82H43ZM90 81L92 82V85H91ZM42 82H43V84H42ZM88 83H90V84H88ZM19 84H21V85H19ZM46 84H47V86H46ZM211 84L212 85L209 86L210 91L213 90L212 88L214 87V85H216L213 83H211ZM102 86L104 87L103 89H102ZM244 86H247V87L245 88ZM46 87H47V91L44 92ZM258 87H259V89H258ZM262 87H263V89H262ZM21 89H22V91H21ZM39 89H41V90H39ZM35 90H36V92H35ZM42 90H44V91H42ZM165 90H167V91H165ZM246 90H248L249 92H246ZM112 91H114V92L112 93ZM171 92H172V90H171ZM181 92H182V94H181ZM233 92H235V94ZM3 93H4V95H3ZM12 93H14V94H12ZM46 93H47V95H46ZM172 94H173V92H172ZM208 94H211V93L208 92L207 95ZM256 94H258V95H256ZM253 95H256V96L253 97ZM8 96H9V98L10 97L11 98L9 99ZM37 96H38V98H37ZM262 97H264V96H262ZM82 98H83V96L81 95V97H79V102H80V99H82ZM143 98H144V95L141 94V98L139 96V99L141 100ZM13 99H15V100H13ZM109 101H110V104H109ZM171 101H173V102H171ZM120 102H121V104H120ZM261 102L264 103V101H261ZM9 103H10V105H9ZM42 103H43V105H42ZM159 103H160L159 104V106H160L162 101ZM207 103H209V98L207 99L206 105H204V107L208 106ZM93 104H95V103H93ZM240 104H242V105H240ZM248 104H251V105H248ZM159 106H158V108L161 110L162 107L161 106L159 107ZM144 107H145V109H144ZM155 108H157V107H155ZM9 109H11V111ZM168 109H170L169 110L170 112L168 111ZM179 109H181V111H179ZM75 110H77L79 112V110L77 108ZM109 110H107V111H109ZM145 110H146V113H145ZM17 111H18V113L15 114L14 112H17ZM261 111H262V113H261V116H262V115H264V110H262V108H261ZM2 112H4V114H2ZM132 113H134L133 118L135 120H137L134 123H132V118L130 120ZM43 114H44V116H43ZM3 115H4V117H3ZM41 115H42V117H41ZM46 115H47V118H46ZM100 115L104 116L103 113ZM225 115H227V116H225ZM165 116H167V117H165ZM73 117H75V118L73 119ZM163 117H165L164 118L165 120L163 119ZM224 117L226 119H224ZM42 118H44V119H42ZM230 118L233 119L232 120L233 123L230 122V124H229ZM234 118H236V119H234ZM7 119H9V121ZM12 119H13V123L10 122V121H12ZM32 119H34V120L38 119L36 121L39 122L40 126H42L40 133L36 132L37 127L35 129L33 127H28V125H26L28 123H30V125H33V123H31L33 121ZM162 119L164 120L163 122H162ZM14 120L17 121L18 123H16ZM170 120L173 121L174 123L176 122V124L178 126L176 124L175 125L178 127V129H176V127L174 126L173 123H171ZM4 121H6V123ZM46 121H48V122H46ZM123 121H124V123H123ZM147 121H148V118H147ZM249 121H250V119H249ZM249 121H247V122H249ZM9 122H10V124H7ZM45 122L47 123V125ZM227 122L229 125H227ZM123 124L125 125V127ZM126 124L128 125V127ZM246 124H248V123H246ZM8 125H10V127ZM243 125H245V124H243ZM2 126H5V127H2ZM132 126H134L136 129L134 132L133 138H131V133H130L131 131L129 129V127H132ZM171 126H173V127H171ZM11 127H13L14 131L17 130L19 134L16 133L17 131L14 133H10L8 130L11 129ZM22 127L23 128L27 127V128L22 129ZM179 127H181V128H179ZM169 128H171V129H169ZM62 129H64V130H62ZM137 130L138 131L142 130V131L137 132ZM6 131L8 132L7 133L8 135L6 134ZM26 131L28 132L29 136L33 135L32 136L33 138L32 137L31 138L33 141L35 140L34 142L36 144L34 142H32L30 137H28V134H26ZM42 131H43V133H42ZM150 131H151V134H150ZM142 132H143V136H142ZM152 132H154V133H152ZM218 132H219V134H218ZM234 132H236L235 133L236 136L235 135H234V137H232L233 135H231V137L229 136L230 142H228L224 146L222 145V147H220V142L222 141V139H224V140L227 139L228 135L232 134V133L234 134ZM20 133H23L22 135L24 137ZM166 133H168V135ZM14 134H15V136H13ZM146 134L148 136L151 135V137L150 136L148 137ZM153 134H155V135H153ZM157 134H158V136H157ZM41 135H42L43 139L41 138ZM135 135H137V136H135ZM138 135H139V137H138ZM12 136L14 138L18 137V142L15 145H17L21 148H27L28 147L27 146L28 144H24V142H26V140H27L25 138H27V137L30 140V141L27 140V142L30 143L29 146L31 144H32L31 146H35V145L37 146V144L40 145L43 143V145L41 146V149H40V154H37L36 157H33L34 155H30L31 159L29 158V163L31 165L30 164H23L26 157L21 152V155L19 154L18 156H16L15 159H13L14 163L13 162L12 163L14 165L11 164L12 165L11 168L9 167L10 164H9L8 151L11 150L10 144H12L14 141ZM152 136H153V138H152ZM198 136L201 138L203 137V138L200 139V138H198ZM22 137L25 141L22 139ZM57 138H58V140H57ZM237 138H239L240 140L243 139V143H242L243 145L240 144V142H239L240 145L237 148H235ZM141 139L144 141L142 142ZM161 140H163V142ZM188 140H190V141L192 140V141L190 142ZM199 140H201V141H199ZM170 141H172L173 143H171ZM195 141H196V143H195ZM88 142H90V140ZM174 143L177 145H173ZM184 143H186V144H184ZM191 143L193 146L191 145ZM161 144H163V145H161ZM247 144H249V143H247ZM6 145H7V147H6ZM151 145H153V146H151ZM197 145H198V147H197ZM215 145H216V147L214 148ZM25 146H27V147H25ZM135 146H138V147H135ZM156 146H158L159 148ZM162 146H164V147H162ZM176 146H178V147H176ZM65 147H67V148L65 149ZM132 147L135 149H133ZM125 148H127V149H125ZM130 148H132V149H130ZM144 148H146V149H144ZM180 148H182L183 150ZM189 148H190V150H189ZM29 149H30V151H33L30 147H29ZM54 149H56L55 151L57 153H59L60 155H61L63 150H67V151H63V155L59 157V154L57 155V153L55 151H53ZM150 150H151V152H150ZM202 150H203V152H202ZM38 151H39V149L37 150V153H38ZM135 151H136V153H135ZM138 151L140 154L138 153ZM65 152L66 153L68 152V153L66 154ZM87 153H88V155H87ZM150 153H152V154H150ZM218 153H220V154H218ZM4 154H6V155H4ZM188 154H190V155H188ZM196 154H198V155H196ZM118 155H120V156H118ZM44 156L50 158V163L48 165L49 168L46 167V169H45L46 171L44 170V171H41L40 173H38L40 171V167H39L40 160ZM57 156H58V158H57ZM188 156H189V158H188ZM192 156H194V157H192ZM224 156H222V157H224ZM251 156H253V154H251ZM116 157H118V158H116ZM17 158H18V161H16ZM59 158L61 160H59ZM121 158L123 160H119ZM124 158H126V159H124ZM44 159L45 158H43V160ZM36 160L38 163H36ZM51 160L54 161L53 162L54 164L51 162ZM57 160H58V164H57ZM112 160H114V161H112ZM160 160H162V161H160ZM220 160H222V159H220ZM30 161H32V162L34 161L35 163L34 162L31 163ZM64 161H66L68 165L65 164L66 162H64ZM177 161L179 163H177ZM173 162L175 163L174 165H172ZM63 163H64V165H63ZM34 164H35V166H34ZM196 164L192 168L197 167ZM227 164L225 163V167ZM26 165L28 166V168H26ZM180 165L184 168H182ZM56 166H58V167H56ZM141 166L143 169L141 168ZM9 168L12 169L13 171L9 170ZM151 168H153V169H151ZM175 168L178 169L179 171H181L178 175H176L177 170ZM67 169L69 171L71 170V172H69V174L67 173L68 172ZM162 169H164V171H162ZM224 169L225 168H223L222 171ZM48 170H49V172H48ZM101 170L104 173L101 172ZM142 171H143V173H142ZM246 172L248 174H245V175L250 176L251 171L248 170ZM182 173H185V174L182 175ZM158 174H159V176H158ZM217 175H218V173L216 175H214V177L212 178V181H214L213 179H215V183L218 182L217 181V178H218ZM66 176H68V177H66ZM183 176L185 179L183 178ZM92 177H93V179H92ZM60 178H61V180H60ZM161 179H163V180H161ZM49 182H51L54 185H52ZM97 182L99 183L100 181H97ZM254 183H256V182L254 181ZM156 184H158V185H156ZM41 185H43V186L45 185V188L48 186L46 189L44 188L45 190L43 189V191H45V193L43 194L44 198L42 197L38 203V206L41 205L40 206L41 208L44 207V205H45V208H46L45 211L41 210L39 213L38 210L40 209V207L37 208L36 206H34V207L32 206L35 210L32 207L24 208L25 209V215H29L30 213H32V215L30 216V222L28 221L29 223L23 222L24 221V220H22L23 218L17 219V217H10L13 215V212L10 213V215H7V214H9V210L10 211L14 210L12 207L9 208V199L11 198L10 196L15 194V195H18L21 197V196H23V194L26 193L27 190H33L36 188L38 189V188H40ZM249 185L250 184L248 183L247 186H249ZM209 186L205 188L206 192H207V190H209V188H210ZM108 187H109V185H108ZM16 188H17V191H16ZM22 188H23V190H22ZM147 188H149V189H147ZM82 189H84V190H82ZM100 189L101 188H99V189L97 188L96 193L98 191H100ZM14 191L16 193H14ZM111 191H113V190H111ZM108 192L111 194L110 191H108ZM117 192L118 191L114 190L112 193L116 194ZM70 194H71V196H70L71 198L70 197L68 198V196ZM58 197H60L59 200L57 199ZM66 197L68 199L65 200ZM87 197L88 198H85V200H88V201L84 200L85 204H82V203L78 204V207L79 206L82 207V208H80V207L78 208L81 211L83 209H85V210L87 209V211L84 212V214H82V213L85 210H83L82 212L79 210L78 211L79 213L76 212V214L70 213V215L73 216V219H74V217H76L75 220L77 222L80 221L81 223H83V221H86L88 214L90 216V217H88V220H89V218L90 219L93 218L92 217L93 214H94L93 216H96L99 214L100 215L106 214L107 211L110 212L114 208L120 206V204H118V203H113V205H109L112 208L109 209V206H108V208H107V206H106V208H104V206L101 205V201H99L98 196H96L95 194L87 195ZM89 197H90V199H89ZM110 199H112V198H110ZM144 199L146 201H144ZM64 200H65V202H63ZM49 202H50V205H49ZM86 202H88L89 204L87 205ZM126 202H128V203H126ZM189 206H188V208H189ZM191 206H192V204H191ZM102 208H104V209H102ZM124 208H122L120 211H122ZM188 208L186 209L187 211H188ZM26 209H28V210H26ZM0 210H1V208H0ZM186 210H185V212H186ZM5 211H7V212H5ZM42 211L44 212L45 215L44 214L41 215ZM123 212L124 211H122V213ZM5 213H7V214L5 215ZM73 214H75V215H73ZM81 215L82 216L86 215L84 217L85 220ZM5 216H7V217H5ZM34 216H37V217L35 218ZM77 216L80 218H77ZM107 217H108V215H107ZM7 218H9V219H7ZM14 218H15V220H14ZM38 218H39V220H38ZM33 220H34V222H32ZM183 221H185V220H183ZM12 222H14V223H12ZM16 223H18V224H16ZM36 223H37V225H36ZM3 227L4 228L6 227V228L4 229ZM6 237L9 239V236L6 235ZM8 239H7V241H9ZM18 252L21 253V249H19ZM30 257H32V255ZM0 261H4V255L0 256ZM22 262L24 264H30V259L25 257L22 260Z\"/></svg>", "mask_w": 264, "mask_h": 264}]
</instances>
